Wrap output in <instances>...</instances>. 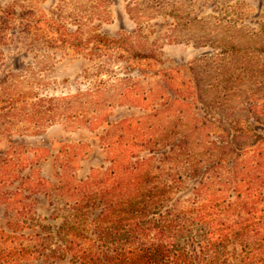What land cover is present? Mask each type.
I'll list each match as a JSON object with an SVG mask.
<instances>
[{"label": "trees", "instance_id": "1", "mask_svg": "<svg viewBox=\"0 0 264 264\" xmlns=\"http://www.w3.org/2000/svg\"><path fill=\"white\" fill-rule=\"evenodd\" d=\"M170 81L161 82L159 101L152 90L143 96L140 118L104 124L95 143L108 166L84 179L74 173L80 145L59 151L53 190L35 178L28 153L0 151V264H130L136 256L147 264H264V81L263 110L248 97L233 123L202 111L194 80L186 90ZM220 100L214 93L206 105ZM9 124L0 116V143L13 147ZM42 195L52 209L46 219L36 210Z\"/></svg>", "mask_w": 264, "mask_h": 264}, {"label": "rangeland", "instance_id": "2", "mask_svg": "<svg viewBox=\"0 0 264 264\" xmlns=\"http://www.w3.org/2000/svg\"><path fill=\"white\" fill-rule=\"evenodd\" d=\"M262 26L264 0H0V116L12 125L5 136L17 142H1L0 151L28 153L35 178L53 190L59 151L80 145L74 173L84 179L108 166L95 143L104 124L143 116V96L152 90L159 101L170 78L181 90L194 80L212 117L236 122L248 97L261 112ZM214 93L222 107L206 105ZM30 115L33 128L23 124ZM37 198V215L46 219L52 209ZM130 264L147 263L136 256Z\"/></svg>", "mask_w": 264, "mask_h": 264}]
</instances>
